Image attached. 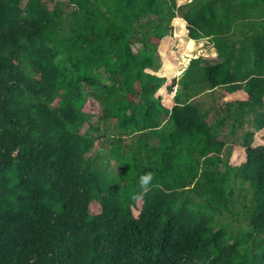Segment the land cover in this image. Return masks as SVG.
Here are the masks:
<instances>
[{
  "label": "trees",
  "instance_id": "1",
  "mask_svg": "<svg viewBox=\"0 0 264 264\" xmlns=\"http://www.w3.org/2000/svg\"><path fill=\"white\" fill-rule=\"evenodd\" d=\"M0 264H264V0H0Z\"/></svg>",
  "mask_w": 264,
  "mask_h": 264
},
{
  "label": "rangeland",
  "instance_id": "2",
  "mask_svg": "<svg viewBox=\"0 0 264 264\" xmlns=\"http://www.w3.org/2000/svg\"><path fill=\"white\" fill-rule=\"evenodd\" d=\"M59 1H62V0H59ZM180 47L178 46L177 47V49H179ZM217 98V96H216V94L215 93H212L211 91H209V90H207V91H205L202 95H201V103H202V105H204V106H213V105H217V104H219L220 103V101L219 100H217L216 99ZM94 115L96 116V113H97V109L96 110H94ZM94 120H95V117L93 118ZM86 127V124L83 126V129ZM225 135L226 134V138H228V139H232V136L229 134V132H228V128L226 127V126H224L223 127V129H222V135ZM222 138H223V136H221ZM229 142V141H228ZM110 168H111V170H113V169H115V168H117L118 169V166L115 164V163H112L111 165H110ZM245 185V184H244ZM246 186V185H245ZM237 192H238V190H237ZM246 191H245V189L244 190H242L240 193H245Z\"/></svg>",
  "mask_w": 264,
  "mask_h": 264
},
{
  "label": "clouds",
  "instance_id": "3",
  "mask_svg": "<svg viewBox=\"0 0 264 264\" xmlns=\"http://www.w3.org/2000/svg\"><path fill=\"white\" fill-rule=\"evenodd\" d=\"M152 179H153V173L149 171L140 176V183L143 186H147Z\"/></svg>",
  "mask_w": 264,
  "mask_h": 264
},
{
  "label": "crops",
  "instance_id": "4",
  "mask_svg": "<svg viewBox=\"0 0 264 264\" xmlns=\"http://www.w3.org/2000/svg\"><path fill=\"white\" fill-rule=\"evenodd\" d=\"M200 42L204 43V44H207V48L209 49V51L211 52V49H210V45L208 43H206V40L205 39H202L200 40ZM206 51V50H204Z\"/></svg>",
  "mask_w": 264,
  "mask_h": 264
}]
</instances>
